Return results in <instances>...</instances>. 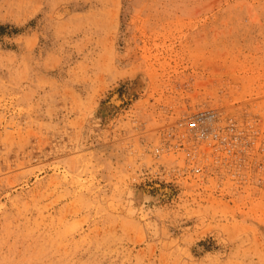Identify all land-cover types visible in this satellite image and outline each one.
<instances>
[{
    "label": "rangeland",
    "instance_id": "1",
    "mask_svg": "<svg viewBox=\"0 0 264 264\" xmlns=\"http://www.w3.org/2000/svg\"><path fill=\"white\" fill-rule=\"evenodd\" d=\"M0 264H264V0H0Z\"/></svg>",
    "mask_w": 264,
    "mask_h": 264
},
{
    "label": "built area",
    "instance_id": "2",
    "mask_svg": "<svg viewBox=\"0 0 264 264\" xmlns=\"http://www.w3.org/2000/svg\"><path fill=\"white\" fill-rule=\"evenodd\" d=\"M217 113L214 111H202L191 117H187L180 122L178 128H184V131L177 129L179 146L183 148L188 168L185 172L190 175H197L201 172L196 160L200 154L202 146L211 145L219 136V130L216 127ZM188 146V148H185Z\"/></svg>",
    "mask_w": 264,
    "mask_h": 264
}]
</instances>
